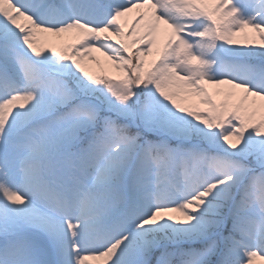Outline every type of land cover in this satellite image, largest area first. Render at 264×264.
I'll return each mask as SVG.
<instances>
[{
    "label": "rangeland",
    "instance_id": "rangeland-1",
    "mask_svg": "<svg viewBox=\"0 0 264 264\" xmlns=\"http://www.w3.org/2000/svg\"><path fill=\"white\" fill-rule=\"evenodd\" d=\"M233 4L232 16L218 11ZM108 6L127 16L119 32L106 27ZM148 26L164 31L166 39L177 37L171 45L176 53L153 63L191 83L202 78L209 87L162 103H135L127 82L100 83V65L111 58L118 63L120 51L130 55ZM0 30V264H171L177 252L202 244L205 251L191 248L184 256L187 264H199L221 245L201 218L212 209L209 191L216 182L231 201L229 211L250 205L264 215V172L233 162L241 140L213 127L195 134L185 124L219 103L214 82L238 99L232 116L247 128L264 120V49H250L255 36L264 39V0H0ZM46 71L84 75L88 90L98 93L89 91L62 118L45 115L22 78ZM131 104L149 131L193 153L176 147L164 157L156 138L122 136L118 146L108 126L96 137L108 116L126 119ZM257 145L264 148V141ZM203 165L220 174L207 170L203 176ZM26 166L39 168L41 177ZM179 203L191 220L175 227ZM132 226L167 235L141 249L126 241ZM262 243L257 230L245 229L234 246L239 249L220 248L219 261L264 264Z\"/></svg>",
    "mask_w": 264,
    "mask_h": 264
},
{
    "label": "trees",
    "instance_id": "trees-1",
    "mask_svg": "<svg viewBox=\"0 0 264 264\" xmlns=\"http://www.w3.org/2000/svg\"><path fill=\"white\" fill-rule=\"evenodd\" d=\"M223 7V9H218V11L230 16H232L236 9L234 4L230 7ZM117 10V6H114L110 9L111 12L105 15L106 27L110 29V31L119 32L121 30L120 27L126 25L127 16L119 14ZM111 14H114L113 18L110 17ZM3 35V30H0V37ZM222 37L223 40L228 41L227 34H223ZM175 40H177V37L176 39L171 38V40L169 38L166 39L164 31L157 30L155 26H148L143 37L132 44L130 55L120 51L119 58H117L119 61L118 63L111 58L108 62L100 65L97 72L100 83L113 80L116 82H127L129 86L135 89L133 94L135 103L141 100L147 101L149 99L162 103L165 100L170 101L179 94L193 95L197 91L209 87L208 82L202 79L201 76L200 80L191 83L188 79L168 73L166 70L153 63L161 54L174 55V53H176L174 49H171V45ZM180 40L181 39H179L177 44L180 43ZM255 43V47H250L251 52L256 51L257 45L264 49V39L261 36H255ZM109 46L114 47L115 45L109 44ZM68 51L69 50L65 49L62 53L63 63L66 61V54ZM126 61L131 62L130 64H126ZM4 62L8 68L11 67V62L8 59ZM18 75H20L19 72L16 74L17 78ZM22 80L23 84L33 92L40 105L41 112L54 118H58V116L62 118L66 115L71 105L76 103L77 100L88 97L89 91L95 94L98 93V88L93 87V90H88L84 75L69 74L68 76H64L61 71H46L44 75L41 74V76L25 72ZM210 87L212 91L217 90L219 92V103L210 104V114L189 116V121L185 123L186 126L195 134L213 127L218 131H226L237 136L241 140V145L238 155L234 158L233 162L242 161L245 169L254 170L255 172H264V148L257 145L258 139L264 141V120L259 126L250 130L242 124L239 119L232 116L234 109L239 105L238 99L226 93L223 89V85L218 82H214ZM127 109L128 115L126 119L122 120L112 115L108 116L110 121L103 122L105 123L104 126H100L99 124L101 128L98 130L99 132H97L96 137L98 138V136L102 134L104 128L108 126L111 135L116 137L118 146L122 136L131 138L136 137L138 142H144L145 139L156 138L163 143L164 147L158 152L164 157L168 156L170 149H175L176 147L180 148V152L193 153L192 148L188 149L184 146H180L174 140L159 132L149 131V127L138 119V115L134 111L136 108H133L132 104ZM100 115L103 116L101 111ZM145 131L149 133L147 134ZM84 133L85 130H80L79 136ZM106 148L108 151L112 150L109 147ZM195 158L196 157L190 159V161L198 160ZM204 159L205 156L197 161V165L193 168V172H197L198 168L203 164ZM227 160L229 159L226 158V161ZM207 170H211L215 174H220L217 167L203 165L201 172L203 176ZM220 183L221 182H216L209 192L212 198V209L206 214L201 215V218L212 232H218L221 245L214 250H210L207 257H201L199 264H222L219 261V258L223 257V255L219 254L220 248L229 250L234 247L237 242L241 241V236L244 234L245 229L257 230L261 242L263 241L264 243V215L250 205H242L239 211L229 212L231 202L230 200H224L225 196L222 194ZM248 190H252V188ZM190 220L191 216L187 211L186 205L184 203H179V205L175 207V217L172 225L175 227L183 226ZM166 235V231L161 233H150L142 226H132L126 231V240L133 241V243H136L137 246L142 249L144 247L149 248L153 242L159 244ZM251 244L253 246H259V248L261 247L257 242H251ZM191 248L199 252L206 250L202 244L189 246L183 253L180 251L177 252L175 256H178L174 257L171 264H187L184 256L186 252H192V250H188ZM238 249L239 247H236L234 251Z\"/></svg>",
    "mask_w": 264,
    "mask_h": 264
},
{
    "label": "bare ground",
    "instance_id": "bare-ground-1",
    "mask_svg": "<svg viewBox=\"0 0 264 264\" xmlns=\"http://www.w3.org/2000/svg\"><path fill=\"white\" fill-rule=\"evenodd\" d=\"M26 167H27V166H26ZM27 169H28V173H29V174H31V175H33V176H40V177H41V171H40L39 168L34 167V166H31V167H27ZM83 216H84V214H83ZM97 226H98V224H94V227H95V228H96ZM92 227H93V226H92ZM101 231H102V229L98 228L96 232L100 235V233H102Z\"/></svg>",
    "mask_w": 264,
    "mask_h": 264
}]
</instances>
